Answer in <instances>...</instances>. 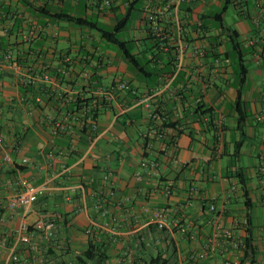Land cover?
<instances>
[{"label": "crops", "instance_id": "obj_1", "mask_svg": "<svg viewBox=\"0 0 264 264\" xmlns=\"http://www.w3.org/2000/svg\"><path fill=\"white\" fill-rule=\"evenodd\" d=\"M168 1L139 0L118 33L144 72L99 30L116 26L126 0H0V63L11 51L29 65L0 66V264L22 223L44 264L216 263L234 253L217 247L190 258L216 221L244 240L249 229L250 261L264 264V19L254 21L255 0H181L177 15L161 14L157 35L147 14ZM45 69L52 79L36 81L39 109L25 103L18 82ZM78 97L87 109L73 110ZM88 109L98 132L86 143L79 129ZM58 122L64 132H54ZM145 157L155 164L139 181ZM22 179L49 188L29 207L6 208ZM159 207L166 229L147 224ZM243 216L250 225L235 226ZM42 217L53 223L50 237L34 227ZM18 253L21 264H35L24 245Z\"/></svg>", "mask_w": 264, "mask_h": 264}, {"label": "built area", "instance_id": "obj_2", "mask_svg": "<svg viewBox=\"0 0 264 264\" xmlns=\"http://www.w3.org/2000/svg\"><path fill=\"white\" fill-rule=\"evenodd\" d=\"M107 5H111V0H105ZM181 0H169L164 10H157L156 12L152 11L147 14L148 20L150 21L154 32L157 35H160L158 32L159 19L162 13L165 11H169L173 15H177L178 5ZM254 21L256 24H260L261 20L264 19V0H255V13L253 15ZM253 42V39L250 40ZM195 54L202 55L204 50L195 46L193 48ZM184 53V49L182 48L179 52V57ZM226 61L229 62V59L226 58ZM0 66L6 67L12 70H20L21 65L16 61L13 53L11 51L4 52L2 56V61ZM62 73H66L67 69L64 67L61 69ZM29 79H33L35 82L37 79H41L44 82H48L52 79V74L47 69L43 70L38 76L35 75L28 76ZM121 88L126 86L125 83H122ZM40 88V86H39ZM36 99L41 102V96L36 95ZM87 109L86 107H83ZM88 111V110H87ZM90 112V111H88ZM86 110L83 115H85ZM92 126L97 128L96 119L88 118ZM65 125L61 122L56 123L54 125V132H58L59 130H63ZM95 137V136H94ZM94 137L91 138V142ZM3 138L0 136V147H4ZM6 159H11L10 156L6 155ZM27 158L22 159V163H26ZM154 159L151 157H145L141 161V167L136 173V177L139 181L144 180L145 171L149 170L151 165H154ZM264 170V166H263ZM109 177L107 174L103 175V180H107ZM22 188L21 190L10 197L5 204V207L8 209H14L18 206H31L42 194H44L49 185L47 183L35 184L28 180H21ZM236 185L232 183L231 190H234ZM210 211H216V205L210 204ZM212 222V219L210 220ZM155 223L159 229H166L169 227L170 223L168 220V214L166 209L164 208H156L152 211L150 220H147V224ZM234 225L237 227H247L249 225V218L247 216H243L241 218L234 219ZM36 229L44 230L47 237H50L53 233V223L46 218H39L34 224ZM90 233V230H88ZM24 245L29 251L30 255L34 258L35 264H44L46 262L45 254L43 253L39 242L35 238V234L31 231L27 224L22 223L19 229L16 231L14 236V241L10 249V253L7 257V260L4 264H21L20 254L18 253V248ZM217 247L222 248L224 251L229 253H234L232 257H225L220 262L210 263V264H242V256L244 255L246 243L244 239L238 235L235 231V227H224L220 222L212 223V235L207 239V241L202 245V249L195 254L190 256L191 259L197 261L200 259H206L211 254H213ZM179 264H184L183 260L180 259Z\"/></svg>", "mask_w": 264, "mask_h": 264}, {"label": "trees", "instance_id": "obj_3", "mask_svg": "<svg viewBox=\"0 0 264 264\" xmlns=\"http://www.w3.org/2000/svg\"><path fill=\"white\" fill-rule=\"evenodd\" d=\"M138 1L139 0H126L127 6L125 7V14L122 15L121 17H118V22L116 26L113 29H101L100 28L99 30L101 31L102 36L104 38L118 45V48L121 49V51L123 52L125 59L129 62V64H131L133 68L137 66V68H141L140 70H143L144 72H146V69H144L146 62L144 63L140 62L139 59L135 56V54L132 53L131 46H128L129 42L126 40H122L120 36H118V33H120L121 31H124L129 26V23L132 22V19L135 18V11H137V9L139 8V5L138 6L136 5ZM66 17L72 18L69 15H66ZM75 21L78 23L87 22V20L82 21V19H75ZM234 35L235 33H230L231 37H234ZM235 47L237 48V50L232 54V57L241 62V66H242L241 75H242V78L244 79V76L246 74V69L242 65L243 64L242 63L243 50L238 43H235ZM225 55L229 59L228 56H230V54L226 52ZM15 59L21 66L23 67L29 66L28 64H24L23 62H21L20 59H18L17 57H15ZM57 76H59L58 73H57ZM18 86H19L21 95L23 96V100H25V103H28L36 108L41 109L42 107L41 102H39L36 99V95H37L36 94V88H37L36 82L33 79L24 77L22 81L18 82ZM87 106H88L87 99H81L80 97H78L74 103L73 110L80 111V109H82L83 107H87ZM88 110L90 112L86 111L84 118H83V124L79 129L80 136L86 140V143L89 142L91 138L94 137L98 132V128H94L92 126L91 121L88 119V118L96 119L97 112L93 111L92 109H88ZM58 132H64V131H61L58 129ZM249 225H250V221H249ZM247 232L249 233L246 239L244 240L246 243V248L244 252V258L241 261L242 264H246L247 261H249L250 264H252L253 262L250 261L249 255L251 253H254L255 251L253 247L254 246L253 239L250 236L249 229H247ZM158 257L159 256L155 258L156 261L158 260Z\"/></svg>", "mask_w": 264, "mask_h": 264}, {"label": "rangeland", "instance_id": "obj_4", "mask_svg": "<svg viewBox=\"0 0 264 264\" xmlns=\"http://www.w3.org/2000/svg\"><path fill=\"white\" fill-rule=\"evenodd\" d=\"M135 13H137V11H135ZM134 19V18H133ZM133 19H132V21H133ZM132 23V22H131ZM131 23H129V25L131 24Z\"/></svg>", "mask_w": 264, "mask_h": 264}]
</instances>
